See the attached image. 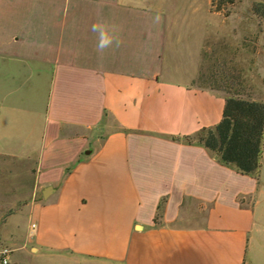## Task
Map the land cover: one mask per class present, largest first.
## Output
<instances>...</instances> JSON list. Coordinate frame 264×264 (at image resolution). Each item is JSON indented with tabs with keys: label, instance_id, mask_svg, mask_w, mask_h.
<instances>
[{
	"label": "crops",
	"instance_id": "crops-1",
	"mask_svg": "<svg viewBox=\"0 0 264 264\" xmlns=\"http://www.w3.org/2000/svg\"><path fill=\"white\" fill-rule=\"evenodd\" d=\"M148 1L0 0V139L12 117L22 148L2 154L34 159L41 192L23 232L8 235V264H264L262 171L174 139L223 117L225 92L193 83L204 36L186 31L191 60L170 68V18L179 22L169 0ZM98 19L122 41L102 54ZM220 45L207 60L217 71Z\"/></svg>",
	"mask_w": 264,
	"mask_h": 264
},
{
	"label": "rangeland",
	"instance_id": "rangeland-1",
	"mask_svg": "<svg viewBox=\"0 0 264 264\" xmlns=\"http://www.w3.org/2000/svg\"><path fill=\"white\" fill-rule=\"evenodd\" d=\"M135 1L149 4L148 0ZM260 5H264V0H169V4L165 5L168 7L167 12L172 19L178 20L179 25H176L170 18L168 47L166 48L167 66L178 69L185 61L191 60L192 52L186 49L187 45L185 48L182 47L186 40V37H183L186 31L191 37L204 36L205 48L202 58L205 59L203 58L199 72L206 71L209 67L207 60L210 59L208 56H210L211 43L217 42L221 44L218 49L219 58L224 61L226 57L233 59L227 69H225L227 65L224 61L219 63L218 71L214 69L219 76L217 79L228 81L227 86L235 91L250 95L255 100L264 101V55L261 60L259 56L260 51L264 53V48L261 50L260 47L261 36L264 33V17L260 18L256 13ZM217 8H222V11H218ZM246 23L251 24V29H248V25L247 29L241 25ZM216 28H220L219 33H212ZM175 30L182 36L181 44ZM242 39L246 41L239 43L238 41ZM226 40L231 43L229 47L235 51L232 56L224 53ZM190 41L191 45L190 43L188 45L193 48L194 38ZM243 44L249 47L244 49ZM173 51L174 55H170ZM3 118L2 138L0 139V251L4 248L11 252L12 248L7 243L8 235L18 236L23 232L30 218L32 206L41 200V192L37 187L35 188L34 159L7 155L20 149L22 151V148L19 147L20 141L16 138H9V135L16 133L10 128L14 118L7 119L6 115H3ZM261 171L264 185V153ZM256 212L258 217L264 219V194L261 195L256 205Z\"/></svg>",
	"mask_w": 264,
	"mask_h": 264
},
{
	"label": "trees",
	"instance_id": "trees-1",
	"mask_svg": "<svg viewBox=\"0 0 264 264\" xmlns=\"http://www.w3.org/2000/svg\"><path fill=\"white\" fill-rule=\"evenodd\" d=\"M217 10L222 11V8ZM256 13L260 18L264 17V5H260ZM217 77L216 71L209 66L206 71L199 72L193 83L199 88L225 92L226 103L219 124L174 139L204 145L215 152L222 163L259 178L264 153V101L233 90L227 86L228 81H221ZM164 203L165 200H162L159 204L156 222L162 217Z\"/></svg>",
	"mask_w": 264,
	"mask_h": 264
},
{
	"label": "clouds",
	"instance_id": "clouds-1",
	"mask_svg": "<svg viewBox=\"0 0 264 264\" xmlns=\"http://www.w3.org/2000/svg\"><path fill=\"white\" fill-rule=\"evenodd\" d=\"M161 17L157 15L154 18V22H160ZM91 32L96 35V51L102 54L106 49H109L113 45L119 47L122 41L118 37V27L115 24H111L106 20L98 19L91 25Z\"/></svg>",
	"mask_w": 264,
	"mask_h": 264
},
{
	"label": "built area",
	"instance_id": "built-area-1",
	"mask_svg": "<svg viewBox=\"0 0 264 264\" xmlns=\"http://www.w3.org/2000/svg\"><path fill=\"white\" fill-rule=\"evenodd\" d=\"M10 252V250L8 249H2L0 251V263L1 264H8L9 261H8V258H7V254Z\"/></svg>",
	"mask_w": 264,
	"mask_h": 264
},
{
	"label": "water",
	"instance_id": "water-1",
	"mask_svg": "<svg viewBox=\"0 0 264 264\" xmlns=\"http://www.w3.org/2000/svg\"><path fill=\"white\" fill-rule=\"evenodd\" d=\"M49 190V189H48ZM45 196H47V191H46V193H45Z\"/></svg>",
	"mask_w": 264,
	"mask_h": 264
}]
</instances>
